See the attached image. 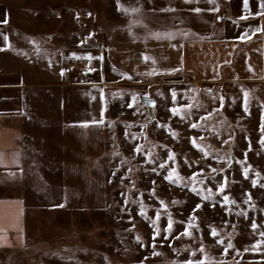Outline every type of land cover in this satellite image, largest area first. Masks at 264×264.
<instances>
[{"label":"rangeland","instance_id":"1","mask_svg":"<svg viewBox=\"0 0 264 264\" xmlns=\"http://www.w3.org/2000/svg\"><path fill=\"white\" fill-rule=\"evenodd\" d=\"M5 1L27 89L13 106L35 138L28 243L0 264H264L260 88L120 74L108 46L129 28L162 33L153 0ZM93 80L103 120L64 127V86Z\"/></svg>","mask_w":264,"mask_h":264},{"label":"crops","instance_id":"2","mask_svg":"<svg viewBox=\"0 0 264 264\" xmlns=\"http://www.w3.org/2000/svg\"><path fill=\"white\" fill-rule=\"evenodd\" d=\"M149 5L146 7L149 16L158 14L159 10L162 14V33L143 39L141 36L145 35L140 33L135 37L132 29H125L121 38L108 46L115 64L124 69L123 73L118 71L120 74L129 72L147 78L191 74L202 85L220 83L227 88L236 84L257 85L264 116V31L253 32L257 27H264V17L256 15L260 0H248L247 10L244 0H153ZM9 12L7 2L0 0L2 252L23 250L28 243L26 170L35 138L25 125L35 120H31L25 110L23 113L13 106L15 93L20 91L24 96L27 89L20 64L11 58V38L6 27ZM154 22L160 23L159 19ZM245 32L250 39H237ZM105 86L103 81L97 80L70 81L65 85L60 104L64 127L101 122Z\"/></svg>","mask_w":264,"mask_h":264},{"label":"snow or ice","instance_id":"3","mask_svg":"<svg viewBox=\"0 0 264 264\" xmlns=\"http://www.w3.org/2000/svg\"><path fill=\"white\" fill-rule=\"evenodd\" d=\"M244 7H245V10L248 9V0H244ZM259 8L260 10L256 13L257 16H261V17H264V0H260V5H259ZM214 10H218V9H214ZM196 11H200V9H196ZM244 17H242L243 19ZM257 31H264V27H257L256 29L253 30V32H257ZM251 37L248 35L247 32L245 33H242L239 37H237V39L239 40H245V39H250ZM75 56V54H73ZM77 58H82V57H77ZM94 57L91 56V54H88L87 56V59L88 60H92ZM99 59H103V57H98ZM147 59V58H146ZM89 71H94V69H89ZM63 74V72L61 73ZM124 75V74H122ZM133 99L135 100V97H133ZM132 105H129V107H131ZM245 111H248V108H247V104L245 103ZM173 112H175V109H173ZM196 125H193V127H195ZM260 131H261V145L264 146V116H262V123H261V128H260ZM245 171H247V169H245ZM169 179H171V175L168 177ZM193 191H195V189H193ZM225 199L227 200V197H225ZM60 207H63V205H59ZM200 205H197V208H199ZM253 228L256 227L255 224L252 225ZM169 228H171V221L169 222ZM157 234H158V230H157ZM215 234V233H214ZM262 235H264V233H262ZM139 239V238H137ZM231 246V245H230ZM153 254H156L155 253V245L153 244ZM141 264H143V262H141Z\"/></svg>","mask_w":264,"mask_h":264},{"label":"water","instance_id":"4","mask_svg":"<svg viewBox=\"0 0 264 264\" xmlns=\"http://www.w3.org/2000/svg\"><path fill=\"white\" fill-rule=\"evenodd\" d=\"M146 104H147V107L149 109L150 115H152V112H153L152 101L146 100Z\"/></svg>","mask_w":264,"mask_h":264},{"label":"built area","instance_id":"5","mask_svg":"<svg viewBox=\"0 0 264 264\" xmlns=\"http://www.w3.org/2000/svg\"><path fill=\"white\" fill-rule=\"evenodd\" d=\"M199 85V84H198Z\"/></svg>","mask_w":264,"mask_h":264}]
</instances>
